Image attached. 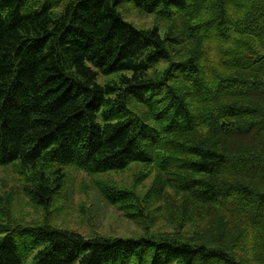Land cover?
I'll return each instance as SVG.
<instances>
[{"label": "trees", "instance_id": "trees-1", "mask_svg": "<svg viewBox=\"0 0 264 264\" xmlns=\"http://www.w3.org/2000/svg\"><path fill=\"white\" fill-rule=\"evenodd\" d=\"M125 1L154 13L152 25L127 20ZM55 3L0 0V163L103 171L142 162L155 169L151 190L172 188L184 215L192 208L207 222L224 207L256 219L264 241V0ZM59 177L39 176L44 206ZM102 190L111 202L129 192ZM219 215L208 225L219 218L222 228ZM210 229L86 236L0 222V264H21L39 244L28 264H246Z\"/></svg>", "mask_w": 264, "mask_h": 264}, {"label": "rangeland", "instance_id": "rangeland-1", "mask_svg": "<svg viewBox=\"0 0 264 264\" xmlns=\"http://www.w3.org/2000/svg\"><path fill=\"white\" fill-rule=\"evenodd\" d=\"M63 1L57 0L56 10L60 9ZM118 9L136 25L150 26L154 22V13L142 12L131 2L125 1ZM160 26L163 33L165 21H161ZM164 65L165 62H159L154 68L160 69ZM114 77L115 74H100L98 80L103 82ZM42 172L51 185L57 182L56 175L60 174V185L46 206L38 201L39 195L34 191ZM154 174L153 166L138 161L130 162L123 169L103 171H89L75 163L56 160L28 167H22L19 159L0 163V222L16 228L33 223H49L77 230L86 236L168 234L195 238L203 234L208 236L212 228L210 240L214 238L230 245L243 263L264 264V241L259 240L256 219L232 216L224 207L211 214L207 222L203 220L205 214L192 208L184 215L181 197L172 188L166 187L159 195L151 190ZM101 185L125 188L129 191L128 196L111 202L104 195ZM218 213L222 217L223 227H218L219 218L215 226H209L210 220L216 222ZM207 226L210 228L204 231ZM40 247L42 244L25 253L21 264L31 262ZM77 262L75 260L71 264Z\"/></svg>", "mask_w": 264, "mask_h": 264}]
</instances>
